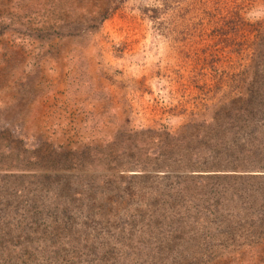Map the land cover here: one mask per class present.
I'll return each instance as SVG.
<instances>
[{
  "label": "rangeland",
  "instance_id": "374dc122",
  "mask_svg": "<svg viewBox=\"0 0 264 264\" xmlns=\"http://www.w3.org/2000/svg\"><path fill=\"white\" fill-rule=\"evenodd\" d=\"M263 117L264 0H0V248L54 228L62 253L110 228L105 248L125 235L142 258L168 176L182 194L159 233L198 208L181 264H264V172L211 158Z\"/></svg>",
  "mask_w": 264,
  "mask_h": 264
},
{
  "label": "trees",
  "instance_id": "16d2710c",
  "mask_svg": "<svg viewBox=\"0 0 264 264\" xmlns=\"http://www.w3.org/2000/svg\"><path fill=\"white\" fill-rule=\"evenodd\" d=\"M258 126L261 127L260 131H256ZM230 150L231 151L226 150L223 153L222 151H216L215 153H213V156H211V158H214L215 161L218 162L217 164L221 165L223 168L238 169V167H241V169H255L256 171L264 172V117L258 121L253 122V129L249 130V133L245 135L244 140L241 141V144L239 145L238 142H236L235 146ZM196 163H198L199 166H202L201 168L206 169L208 161H202L201 163L199 161H194V164ZM152 177L153 176H150L148 174L144 177H141L142 182H144L143 184H145L146 179L150 178V181H152ZM171 180L172 179L167 176L163 178V182L152 181L154 183V187L156 186L159 190H162V192L164 191V194L162 193L164 198L161 199L156 197V194H151L150 196H152V199H150L145 205L144 211L149 213V217L154 212H157L159 214L156 215L155 219L146 221L145 224L143 222L142 224L144 225L142 226V228L147 227L152 230L153 233H155L153 235V239L151 240L156 241V244L153 245V249L150 252L146 251L142 258L140 257V255H133L128 249L120 251L122 248V244H124L123 241L125 239V235L122 237V240L120 237L112 239L113 244L110 245V247L112 248L111 250H109V248L107 247L105 248L104 245L109 242L111 233L110 228L102 229V231L105 232L106 237V240L104 242L97 241L98 234H94L92 240H90L87 244H85L87 240H84L85 246L82 247H79L76 244L72 245L73 242L71 244V241L67 237L66 242H68V244L65 245V250L60 253L58 247H56L52 243L53 237L55 235V231L53 228L51 233L48 234V241L44 238H40V236L37 235L39 236L38 238L32 237V239L30 238L28 241H25L21 244L13 243L12 246H7L6 248L1 247L0 264H64L66 256L68 261H70L71 263L78 259V264H110V262L111 264H117L118 262H120L121 264H130L133 262L134 259L132 258H134L135 256L136 259L140 262H143V264H181L183 260L181 261L180 258L182 259V257L191 256L194 248L191 242L186 243L183 239L184 232L187 230L186 225L183 222L184 215L191 211V207H193V209L198 208L191 204L190 207H184L183 210H178V208H180L182 205L179 203V205H177V208L175 209V213L167 222V225L164 228L163 232L159 233L158 229H162V226L160 224L163 223L165 219L162 215L163 211L160 210L161 204H165V206L162 207L164 208V211H174L177 203L175 202L177 199L176 197L182 194L180 187L181 181L178 179H175L174 181ZM171 184H173V186L170 187ZM191 187L193 189L195 188V186ZM128 188L129 186L126 185L124 191L127 192ZM166 189H170V191L166 192ZM172 190H176L174 196L170 195V192ZM102 201L104 202V200ZM95 207L98 209H96ZM93 208L95 209V211L92 212V217L90 218L91 222L89 221L86 223L97 225L103 224L100 216L98 218L97 215H101V213H104L105 206L101 205V207H97L95 205L92 206V209ZM62 211L63 215H65L66 210L63 209ZM181 212L183 213L180 214ZM140 218L141 217L139 216L137 217L138 222H141ZM92 220L97 221L96 223H94ZM84 225H81V227H83ZM127 226L129 227L128 231H130L132 230V227L135 226V224L132 221L129 222ZM81 227L79 226V228ZM39 241L42 243L41 245H38L36 243ZM95 241H97V244H95ZM11 243L12 242H10V244ZM33 244L35 245V247ZM183 245L185 249L182 248ZM210 246L211 245L209 243V247ZM137 247L138 251H143L142 249H144L143 247L140 248V245H137ZM202 248L203 246L201 247V249ZM5 249H7L8 252L4 253ZM189 250L190 253H188ZM117 251H120L121 253H119L116 257L115 254L117 253Z\"/></svg>",
  "mask_w": 264,
  "mask_h": 264
}]
</instances>
